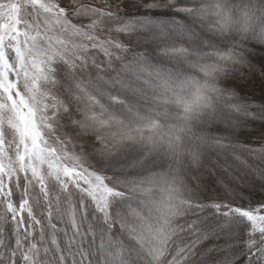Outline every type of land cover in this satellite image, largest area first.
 Masks as SVG:
<instances>
[{
	"label": "snow or ice",
	"instance_id": "1",
	"mask_svg": "<svg viewBox=\"0 0 264 264\" xmlns=\"http://www.w3.org/2000/svg\"><path fill=\"white\" fill-rule=\"evenodd\" d=\"M127 6L0 0V264H264V201L228 198L264 187L238 90L264 84V0ZM208 152L219 201L186 179Z\"/></svg>",
	"mask_w": 264,
	"mask_h": 264
},
{
	"label": "trees",
	"instance_id": "2",
	"mask_svg": "<svg viewBox=\"0 0 264 264\" xmlns=\"http://www.w3.org/2000/svg\"><path fill=\"white\" fill-rule=\"evenodd\" d=\"M134 0H128V6L124 11L129 13H136L139 10L133 7ZM236 3L239 0H235ZM164 18V17H161ZM210 35V34H208ZM124 43L129 44L130 47H136L137 37L133 36L131 38L121 37ZM143 50V49H140ZM259 55V54H258ZM222 86H232L238 84V81L232 79L231 76L227 78H221ZM238 90L242 95L247 96L253 102L259 104L264 103V84L261 83L259 79H256L253 83L248 86L239 87ZM218 127H223L219 125ZM68 135H74L69 129H66ZM242 141L247 142L250 146H259L264 144V123L255 122L251 126L250 138L249 135L242 137ZM77 143L76 151H80L79 144L80 141H75ZM216 160L215 155L212 152L207 153V159L203 161V167L196 168L195 166L189 172L187 183L190 187L197 191L201 201L208 202L212 200L219 201L225 197L224 189L222 183H230L231 178L220 171L219 167H214L213 164ZM89 162L95 165V161L89 159ZM199 177L197 182L193 177ZM239 183L240 186L237 187L236 184ZM233 191L228 194V198L236 205H247L251 202L253 205L260 201H264V187H261L259 183L249 184L247 182H239L238 180L232 184ZM223 242V241H221Z\"/></svg>",
	"mask_w": 264,
	"mask_h": 264
}]
</instances>
